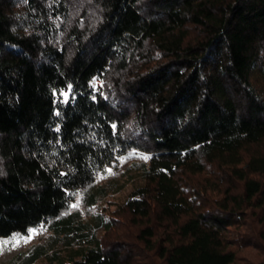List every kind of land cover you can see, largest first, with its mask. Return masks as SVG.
<instances>
[{
	"label": "trees",
	"instance_id": "16d2710c",
	"mask_svg": "<svg viewBox=\"0 0 264 264\" xmlns=\"http://www.w3.org/2000/svg\"><path fill=\"white\" fill-rule=\"evenodd\" d=\"M249 207L264 240V0H0V236L50 232L20 264H234Z\"/></svg>",
	"mask_w": 264,
	"mask_h": 264
},
{
	"label": "rangeland",
	"instance_id": "374dc122",
	"mask_svg": "<svg viewBox=\"0 0 264 264\" xmlns=\"http://www.w3.org/2000/svg\"><path fill=\"white\" fill-rule=\"evenodd\" d=\"M125 163L126 162L123 157L119 158L114 166L107 168L105 175H107L111 170L115 172H122L125 169L124 166L126 164H131L130 161L126 164ZM220 175L222 174L220 173ZM207 177L215 182V177L213 175H207L206 173L193 176L191 181L196 184H200L199 182H201L202 184V192L200 193L198 202H201L204 206H215L216 201L222 198L224 188L222 189L221 187L219 189H215L217 188L216 186L211 187L212 185L210 186L207 182ZM125 178L126 175L123 176L121 181L125 180ZM221 181L222 183L220 186L225 187V182L223 180ZM138 182L128 181L124 189L115 194L110 193L106 199V213L117 217V211H119L118 208L120 207V204L125 201L135 184H138ZM258 212V209L249 207L247 209V215L241 221L240 226H236L233 229L235 232L240 230L241 234H244L246 235V238H249L248 242H245L246 238L244 237L234 241L235 243L233 244V249L237 251L238 255V259L234 264H264V240H260L259 237L253 235L254 230L256 233H259L263 225ZM119 222L120 224L115 225L109 233L107 232V234L112 235L114 238L120 239L125 237L124 239L132 241V237L124 235L132 232V230L137 227L131 225L132 223L126 213H121V215H119ZM101 233L105 234V232ZM49 234L50 232L46 224H42L40 227L31 228L28 233H15L11 236L4 237L0 236V264H20L22 258L26 256V254H28L34 246L45 241ZM258 239L259 241H257ZM139 254L137 256V264H161L159 257H157L155 253L147 255L142 251V253ZM35 264L43 263L38 260Z\"/></svg>",
	"mask_w": 264,
	"mask_h": 264
},
{
	"label": "snow or ice",
	"instance_id": "6c2138e0",
	"mask_svg": "<svg viewBox=\"0 0 264 264\" xmlns=\"http://www.w3.org/2000/svg\"><path fill=\"white\" fill-rule=\"evenodd\" d=\"M73 207H75V205H73Z\"/></svg>",
	"mask_w": 264,
	"mask_h": 264
}]
</instances>
